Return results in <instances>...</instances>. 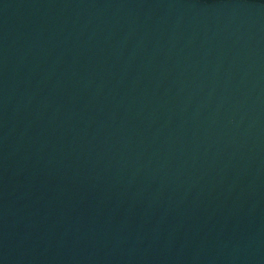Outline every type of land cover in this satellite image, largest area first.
<instances>
[{"label":"water","instance_id":"water-1","mask_svg":"<svg viewBox=\"0 0 264 264\" xmlns=\"http://www.w3.org/2000/svg\"><path fill=\"white\" fill-rule=\"evenodd\" d=\"M0 264H264V0H0Z\"/></svg>","mask_w":264,"mask_h":264}]
</instances>
